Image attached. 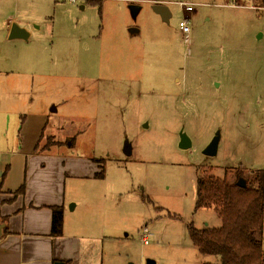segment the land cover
Returning a JSON list of instances; mask_svg holds the SVG:
<instances>
[{
	"label": "rangeland",
	"instance_id": "374dc122",
	"mask_svg": "<svg viewBox=\"0 0 264 264\" xmlns=\"http://www.w3.org/2000/svg\"><path fill=\"white\" fill-rule=\"evenodd\" d=\"M44 1L29 42L0 31V160L25 167L37 142L35 156L102 167L114 220L101 264L217 263L188 232L221 225L214 208L195 209L196 180L247 181L264 170V7L164 0L163 21L129 2L122 27L83 0ZM20 8L0 0V25L17 24L8 19ZM183 16L188 34L178 28ZM213 137L216 151L205 154ZM261 240L264 250V217Z\"/></svg>",
	"mask_w": 264,
	"mask_h": 264
},
{
	"label": "crops",
	"instance_id": "0c3cea01",
	"mask_svg": "<svg viewBox=\"0 0 264 264\" xmlns=\"http://www.w3.org/2000/svg\"><path fill=\"white\" fill-rule=\"evenodd\" d=\"M83 1L91 4V7L92 5L98 7L104 23L114 22L122 27L130 25L127 13L129 2L139 5L143 3V7L147 4L151 8L156 3L166 2L164 0ZM16 2L21 4V13L10 14L12 18L8 19V23L14 20L17 21L18 26L27 29L29 31L27 42H29L32 37L31 25L38 22V0H16ZM47 2L49 1H44L45 5ZM1 30L2 33L3 31L9 33V24L0 25ZM16 40L27 43L20 39ZM27 47L23 45L21 48L27 49ZM41 135L42 132L38 142L41 140ZM0 140L5 146L6 143L3 141L6 140V133L0 136ZM48 144L47 141L42 145L46 147L42 151H49ZM34 148L37 150V142ZM36 150L26 155L25 167H7L8 164L0 160V223L2 224L0 264H55L56 262L75 264L81 259L86 264H101L105 241L113 238L110 231L114 220V204L112 198L105 192L104 175L95 176L100 168L83 167L86 164L79 160L69 163L75 167H67L68 158L64 154L56 159V163L54 158L35 156ZM0 154V159L6 156L4 153ZM42 161L45 162L44 165L50 162L52 167H40L39 163ZM22 184L23 191L15 194L14 191ZM71 202H74L73 206L67 209V204ZM53 206H62L63 210V229L60 236L49 234Z\"/></svg>",
	"mask_w": 264,
	"mask_h": 264
},
{
	"label": "trees",
	"instance_id": "16d2710c",
	"mask_svg": "<svg viewBox=\"0 0 264 264\" xmlns=\"http://www.w3.org/2000/svg\"><path fill=\"white\" fill-rule=\"evenodd\" d=\"M264 7V0H254ZM102 167L95 174L101 177ZM241 177V176H240ZM238 177V178H240ZM244 185L228 182L212 175L198 176L196 180L195 209L214 208L220 218L217 228H195L188 225L190 238L198 252L216 255L217 263L204 264H264L261 231L264 205V170H255ZM22 184L15 194L23 191ZM63 229L62 206L51 208L50 235L60 236Z\"/></svg>",
	"mask_w": 264,
	"mask_h": 264
},
{
	"label": "water",
	"instance_id": "95a60500",
	"mask_svg": "<svg viewBox=\"0 0 264 264\" xmlns=\"http://www.w3.org/2000/svg\"><path fill=\"white\" fill-rule=\"evenodd\" d=\"M152 10L155 13H157L163 21H168V17L170 16V13L166 6L156 3L152 5ZM7 37L8 39H20L22 41L27 42L29 40V31L13 23L10 27ZM53 110H55V108H53ZM188 145H189V141L187 140L185 135L180 134L179 147L186 148ZM216 146H217V137H213V139L210 141V143L207 145V147L204 149L203 152L205 154H214L216 151ZM237 184L239 186H243L244 185L243 179L239 178ZM1 234H2V224L0 223V236ZM55 264H60V263L56 262ZM146 264H154V261L151 259H147Z\"/></svg>",
	"mask_w": 264,
	"mask_h": 264
},
{
	"label": "built area",
	"instance_id": "2783aa9c",
	"mask_svg": "<svg viewBox=\"0 0 264 264\" xmlns=\"http://www.w3.org/2000/svg\"><path fill=\"white\" fill-rule=\"evenodd\" d=\"M69 2H74V0H68ZM184 7V11H192V5L191 4H183ZM178 28L185 34H188L190 31L189 28V24H188V18L186 16H183L179 22H178ZM141 241L143 242V244H146L148 242V237L147 234L145 232H142L141 235Z\"/></svg>",
	"mask_w": 264,
	"mask_h": 264
}]
</instances>
